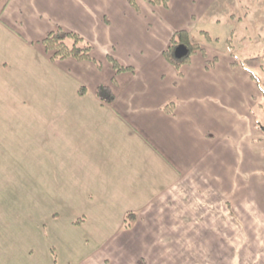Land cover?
Segmentation results:
<instances>
[{
    "label": "crops",
    "instance_id": "1",
    "mask_svg": "<svg viewBox=\"0 0 264 264\" xmlns=\"http://www.w3.org/2000/svg\"><path fill=\"white\" fill-rule=\"evenodd\" d=\"M136 1L0 0V264H264L262 93L230 56L170 64L178 26L154 39ZM190 1L188 21L217 2ZM58 27L102 65L50 60ZM129 42L145 60L115 76L106 56Z\"/></svg>",
    "mask_w": 264,
    "mask_h": 264
},
{
    "label": "rangeland",
    "instance_id": "2",
    "mask_svg": "<svg viewBox=\"0 0 264 264\" xmlns=\"http://www.w3.org/2000/svg\"><path fill=\"white\" fill-rule=\"evenodd\" d=\"M154 8L156 9V16L153 15L155 21L152 28L154 39L165 37L164 32L161 30V26L165 22L168 23L171 31L178 26L174 34L180 29L187 28L190 31L191 40L197 42L206 50L208 53L207 58L213 59L218 56L222 60L230 56L234 61L250 67L260 79L264 78L263 69L258 67L261 61H258V57L264 53V0H217L205 16L198 14L191 17L190 21H188V16L185 15L187 8L191 9L190 13L192 15L194 14V6L190 0H185L183 3L182 0H170V10L167 13L163 6L154 5ZM196 10H199L198 4ZM156 19H159V21L157 22ZM179 23H182V26H179ZM121 42L127 41L123 40ZM162 43L161 40L148 43L149 49L154 52L159 51ZM169 43L170 41L165 49ZM126 46L134 48L135 45L134 42L121 43L118 59L122 63L138 66L141 61L145 60L139 57H130L125 52ZM195 57L204 58L200 52ZM256 112L261 121L260 125H264V97ZM12 127L13 125L10 126L11 131ZM260 129L264 131L262 127ZM42 210H45L43 205ZM45 211L48 213L47 209ZM57 258L60 260L59 256ZM61 262L60 264H63Z\"/></svg>",
    "mask_w": 264,
    "mask_h": 264
},
{
    "label": "trees",
    "instance_id": "3",
    "mask_svg": "<svg viewBox=\"0 0 264 264\" xmlns=\"http://www.w3.org/2000/svg\"><path fill=\"white\" fill-rule=\"evenodd\" d=\"M150 1L153 5H159L165 8L170 7V0ZM131 4L134 8L139 9V5L136 0H131ZM39 44L41 45V48L45 54L52 61L73 58L77 60H90L96 62L98 66H101L103 62L101 59L95 56L93 45H91L80 33L73 30L64 29L63 27H58L57 29L50 31L39 41ZM199 52L203 55V57L207 58L208 53L206 50L197 42H193L191 40L190 31L187 28H184L178 30L172 35L169 45L163 51V56L170 64L180 70L182 66L190 64L192 57ZM106 58L111 64V67L115 72V76L125 72H135L136 70L133 65L122 63L111 53L107 54ZM258 58V61L261 60L258 67H261L264 73V53ZM217 59V56H215L213 59L208 58L207 66L213 65ZM234 64L240 63L238 61H234ZM243 66L249 71L251 77L258 85L262 93V97H264V78L260 79L250 67H247V65L244 64ZM116 80L117 79L115 77L113 81L116 82ZM80 93L84 94L85 90L81 89ZM97 94L101 99H105L107 102L113 100L115 97L114 90L111 85L99 86ZM174 108V101H171L165 105V110L169 113L173 112ZM261 127L264 129V125ZM135 220L136 215L134 213H128L125 221L126 227L130 228Z\"/></svg>",
    "mask_w": 264,
    "mask_h": 264
}]
</instances>
